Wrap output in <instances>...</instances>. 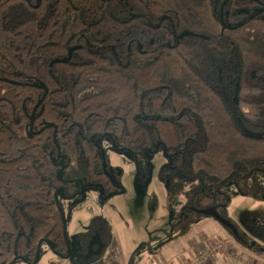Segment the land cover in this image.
Segmentation results:
<instances>
[{"label": "trees", "instance_id": "16d2710c", "mask_svg": "<svg viewBox=\"0 0 264 264\" xmlns=\"http://www.w3.org/2000/svg\"><path fill=\"white\" fill-rule=\"evenodd\" d=\"M39 1L0 0V264L39 240L66 253L59 200L81 181L123 192L104 140L138 173L164 152L182 216L238 236L224 188L264 199L246 190L264 177V0Z\"/></svg>", "mask_w": 264, "mask_h": 264}, {"label": "rangeland", "instance_id": "374dc122", "mask_svg": "<svg viewBox=\"0 0 264 264\" xmlns=\"http://www.w3.org/2000/svg\"><path fill=\"white\" fill-rule=\"evenodd\" d=\"M101 144L108 166L114 172L111 176L115 181L113 184L119 185L123 192H112L103 197L100 188L85 187L82 194L72 199H60L70 255L58 256L43 244L35 264H136L139 260L146 262L157 249L153 241L155 244L163 241L157 237L168 241L171 231V234L174 233L171 241L174 242L184 237V233L192 231V228L183 227L182 224L189 220L188 218L203 221L209 219L206 214L199 213L182 216L185 213L182 208L186 204L184 196L178 191L170 192V189H167L168 178L161 179L159 176L160 168L166 161L163 153L153 152L146 170L142 169L138 173L130 155L125 152L114 153L106 140ZM261 183L264 184V177H260L259 183H253V186L246 189L247 192L256 191L257 197L262 199L264 185ZM223 191L231 198L224 210L226 219L233 224L238 234L233 236L229 233L236 246L245 252L249 246L256 254L258 249L264 251V199L238 194L234 186L224 188ZM222 196L219 200H222ZM103 221L109 225V245L101 254H89L86 239L96 229L103 230ZM222 244L217 242L216 246ZM224 244L227 251L221 255L222 258H231L238 262L237 264H245V258L238 257L228 243Z\"/></svg>", "mask_w": 264, "mask_h": 264}, {"label": "crops", "instance_id": "0c3cea01", "mask_svg": "<svg viewBox=\"0 0 264 264\" xmlns=\"http://www.w3.org/2000/svg\"><path fill=\"white\" fill-rule=\"evenodd\" d=\"M207 217L209 219H205L204 221L203 219L195 218V220H192V218H188L189 220L182 222L183 227L189 226V228H192V231L190 233H184V237L174 242L171 241V236L174 235V233L171 234V231L168 241L167 239L157 237L163 241L158 244H155L156 242L153 241L154 245L157 246L156 251L149 256L146 262L145 260H139L136 264H169L170 262L177 264H182V262H186V264H237L238 262L235 260L222 258L220 254L216 260L197 263V260H195L196 251L198 249H206L208 246H216L217 242L223 244L225 242L228 243V246H231L238 257L246 259L245 263L249 261L250 264H264V251L262 249H258L259 252L257 254L249 246L246 247V252L243 249L241 250L236 246L235 241L220 223L215 222L209 216Z\"/></svg>", "mask_w": 264, "mask_h": 264}, {"label": "flooded vegetation", "instance_id": "af4514ba", "mask_svg": "<svg viewBox=\"0 0 264 264\" xmlns=\"http://www.w3.org/2000/svg\"><path fill=\"white\" fill-rule=\"evenodd\" d=\"M112 149V148H111ZM102 150H103V148H102ZM157 150L158 149H156L154 152H157ZM114 152V151H113ZM114 153H116V152H114ZM118 153V152H117ZM116 153V154H117ZM163 155H165V153L163 152ZM106 157V156H105ZM107 161V160H106ZM133 162V161H132ZM108 164V163H107ZM133 164H134V162H133ZM134 166H135V164H134ZM61 167V166H60ZM136 167V166H135ZM60 169V168H59ZM145 169V168H144ZM60 173V172H59ZM109 174H110V176H113V174H114V172H113V170L110 168V171H109ZM63 176V175H62ZM60 178V177H59ZM111 178V177H110ZM142 178H144V177H142ZM61 179V178H60ZM111 181H112V183H114L115 181H114V179H112L111 178ZM83 187V190H84V184H83V181H81V183H80V189H79V191L81 190V188ZM82 190V191H83ZM79 191H77L76 193H77V195L76 196H78L79 195ZM112 193V192H111ZM82 194V193H81ZM104 197V196H103ZM58 206V205H57ZM58 207H60V206H58ZM61 208V207H60ZM59 209V208H58ZM62 210V209H61ZM59 212H60V210H59ZM63 212V211H62ZM61 215V214H60ZM63 219V218H62ZM64 221H65V218H64ZM64 231V230H63ZM99 235H98V233L97 232H94L90 237H89V239H86V244H87V252L89 253V254H91V253H93V252H95L96 250V247H97V245H98V243H99ZM44 241V240H43ZM47 243H49V242H47ZM47 243H44V242H42V244H41V247H42V245L44 244V245H46L47 246V248L48 249H50L49 248V244L52 246V244L51 243H49V244H47ZM68 246V245H67ZM40 247V248H41ZM54 254H57L56 252H54V250H52V249H50ZM38 253H39V251H38ZM68 249L66 250V253H64L63 255L61 254V256H67L68 254ZM58 255V254H57ZM59 256V255H58Z\"/></svg>", "mask_w": 264, "mask_h": 264}, {"label": "built area", "instance_id": "2783aa9c", "mask_svg": "<svg viewBox=\"0 0 264 264\" xmlns=\"http://www.w3.org/2000/svg\"><path fill=\"white\" fill-rule=\"evenodd\" d=\"M227 251L225 244L218 246H208L206 249H198L195 253V260L197 263H205L206 261L216 260L218 255H222ZM245 264H250L246 262Z\"/></svg>", "mask_w": 264, "mask_h": 264}, {"label": "water", "instance_id": "95a60500", "mask_svg": "<svg viewBox=\"0 0 264 264\" xmlns=\"http://www.w3.org/2000/svg\"><path fill=\"white\" fill-rule=\"evenodd\" d=\"M36 2H37V4H36V8H37V6L40 4V1L39 0H36ZM60 165H61V167H60V173H59V177L60 178H62V175H63V169H62V162L60 163ZM81 183V182H80ZM82 190H83V187L81 188V190L78 192L79 194H81L82 193ZM58 194H59V192H56V194H55V196H54V200H55V203H56V205H58V199H57V196H58ZM59 210H60V214H61V218H63V212H62V210H61V208L59 207ZM206 213H209V211L208 210H206L205 211ZM63 230H64V233H63V238H64V241L66 242V230H65V221H64V218H63ZM42 242H44V243H47V241L45 240V241H43V240H39L37 243V250H36V252H35V258H34V260L30 263V264H35L36 262H37V259H38V251H39V249H40V247H41V244H42ZM47 244H49V243H47ZM49 248L50 249H52V246L49 244ZM67 249H68V255L66 256V257H68L70 254H69V246H67ZM16 259H18V258H15L14 260H13V262L16 260ZM13 262L12 263H9V264H13Z\"/></svg>", "mask_w": 264, "mask_h": 264}]
</instances>
